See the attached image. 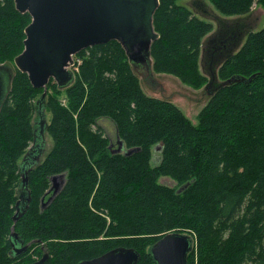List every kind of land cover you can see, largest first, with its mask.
<instances>
[{
	"label": "trees",
	"instance_id": "1",
	"mask_svg": "<svg viewBox=\"0 0 264 264\" xmlns=\"http://www.w3.org/2000/svg\"><path fill=\"white\" fill-rule=\"evenodd\" d=\"M255 5L264 0H160L155 74L195 91L212 83L196 125L172 101L146 94L117 41L80 52L75 84L65 91L48 85L56 94L46 97L52 147L30 172L31 203L17 224L20 167L44 90L16 69L0 114V264H32L45 253L47 264H80L120 247L137 250L139 264H156L149 249L169 233L193 238L188 264H264V28L243 23ZM213 19L236 51L207 74L202 51L211 45ZM31 22L14 0H0V64L14 65L23 53ZM234 77L254 78L222 87ZM62 93L68 105L57 98ZM104 119L127 151H139L116 153L98 126ZM58 175H65L63 188L43 209ZM14 226L24 246L31 244L16 258Z\"/></svg>",
	"mask_w": 264,
	"mask_h": 264
},
{
	"label": "water",
	"instance_id": "2",
	"mask_svg": "<svg viewBox=\"0 0 264 264\" xmlns=\"http://www.w3.org/2000/svg\"><path fill=\"white\" fill-rule=\"evenodd\" d=\"M14 2L17 11L21 14L28 13L32 22L25 31V49L15 59L14 65L0 64V114L12 91L16 69L28 75L34 88L44 90L41 99L37 102L34 142L20 167L21 197L16 205L17 214L13 218L17 224L30 207V172L42 163L48 152V131L51 125L46 106L48 85L53 80L59 90L65 91L75 84V57L80 52L117 41L125 50L133 71L140 78L142 88L147 95L168 99L175 104L176 100L186 98V95L182 92H171L153 70L152 46L160 39V34L155 30L154 18L160 7V0H14ZM225 38L211 41L212 44L218 43L221 47L222 44L224 46L222 49L224 55L214 65L236 51V48H226L223 42ZM203 53L204 50L202 57ZM253 78L247 80L234 77L223 83L222 87L241 82L247 83ZM145 84L151 87L147 90L153 94L147 92ZM211 84L200 91L206 97L203 101L204 106L209 99L207 95H213ZM177 93L178 95L174 97L173 94ZM198 101L200 99L196 100ZM161 150L162 147H158L156 151ZM138 151L136 149L127 151L124 143L119 139L116 153H126L127 156H131ZM64 183L65 175L52 178V187L47 193V196H52L48 202L43 199V209L53 202ZM183 190L184 188L180 192ZM10 241L15 258L22 256L31 246V244L24 246L15 231V226ZM193 246L194 241L190 236L169 233L151 246L149 253L156 264H188V255ZM49 259L50 254L45 253L41 259L32 264H47ZM141 259L142 255L137 250L120 247L80 264H139Z\"/></svg>",
	"mask_w": 264,
	"mask_h": 264
},
{
	"label": "rangeland",
	"instance_id": "3",
	"mask_svg": "<svg viewBox=\"0 0 264 264\" xmlns=\"http://www.w3.org/2000/svg\"><path fill=\"white\" fill-rule=\"evenodd\" d=\"M249 19V21L246 22V20ZM245 22H243L244 24H248V25H252L251 27H249V29H252L253 31H259L261 29L264 28V7L261 5H255V7L253 8V12L249 15V17H245L243 19ZM210 22H212L214 24V31L209 35L206 43L210 42V47L208 48V45H206V49L204 50L203 53V61H202V69L205 71V73L208 74V70L209 67L212 65V67L223 63L224 59L221 60L218 64L214 65L211 62V56L214 55L215 53H211L212 51H214L215 49L212 48V40H218L221 39L222 37H226V34L223 33V29L220 30L218 32V23L216 20H211ZM245 32V27H243V31ZM210 50V52L208 51ZM207 55V57H206ZM75 60L78 62L79 58L76 57ZM160 80L162 79V81L167 85L168 89L171 92H182L186 95V98H181L176 100V104L181 107V109L188 115L189 119L192 121L193 124H197L198 123V113L199 111L202 109V107L204 106L203 101L206 100V97H204V95L202 94V92L200 91H193V89L184 86L179 80H177L175 77L173 76H169V75H159L157 76ZM145 89H151V87L147 84H145ZM49 92V97L50 96H56V94L51 91L48 90ZM148 93L153 94V92L147 90ZM193 98V99H190ZM57 98L60 100V102H62L64 105H68V99H67V95L65 93L59 94L57 96ZM207 98H209V96H207ZM200 99V101L196 102V100ZM202 100V101H201ZM51 119V114H48V121ZM98 126L102 129V131L104 132L105 136L108 137L113 145L114 149H118V134H117V128L116 125L107 120H101L98 124ZM52 140H50L49 138V146H48V151L50 150V148L52 147ZM115 150V151H116ZM156 155H155V159H154V163H158L160 161V153L159 151H155ZM162 183H166L167 185H171L173 186L174 184L172 183V181L168 180V179H164L161 181ZM33 257V255H32ZM35 258V256H34Z\"/></svg>",
	"mask_w": 264,
	"mask_h": 264
},
{
	"label": "flooded vegetation",
	"instance_id": "4",
	"mask_svg": "<svg viewBox=\"0 0 264 264\" xmlns=\"http://www.w3.org/2000/svg\"><path fill=\"white\" fill-rule=\"evenodd\" d=\"M221 48H220V46L215 48V51H217V54H214V56L212 55V57H211L212 64H214L216 61H219L220 58L224 55ZM215 56H216V58H214ZM209 68H210V71L212 72V68H213L212 65Z\"/></svg>",
	"mask_w": 264,
	"mask_h": 264
}]
</instances>
